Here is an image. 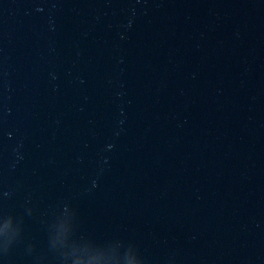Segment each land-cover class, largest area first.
Returning <instances> with one entry per match:
<instances>
[{"label":"water","instance_id":"1","mask_svg":"<svg viewBox=\"0 0 264 264\" xmlns=\"http://www.w3.org/2000/svg\"><path fill=\"white\" fill-rule=\"evenodd\" d=\"M0 264H264V0H0Z\"/></svg>","mask_w":264,"mask_h":264}]
</instances>
